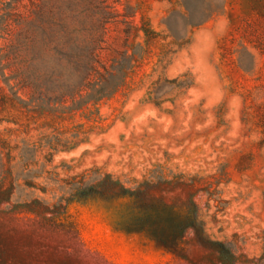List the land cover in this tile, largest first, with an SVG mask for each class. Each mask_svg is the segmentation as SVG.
<instances>
[{
    "label": "rangeland",
    "instance_id": "1",
    "mask_svg": "<svg viewBox=\"0 0 264 264\" xmlns=\"http://www.w3.org/2000/svg\"><path fill=\"white\" fill-rule=\"evenodd\" d=\"M0 264H264V0H0Z\"/></svg>",
    "mask_w": 264,
    "mask_h": 264
}]
</instances>
